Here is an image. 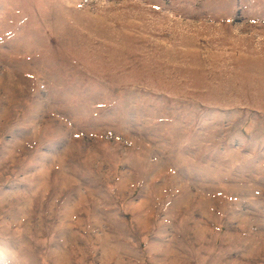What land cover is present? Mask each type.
<instances>
[{
	"label": "rangeland",
	"instance_id": "374dc122",
	"mask_svg": "<svg viewBox=\"0 0 264 264\" xmlns=\"http://www.w3.org/2000/svg\"><path fill=\"white\" fill-rule=\"evenodd\" d=\"M0 264H264V0H0Z\"/></svg>",
	"mask_w": 264,
	"mask_h": 264
}]
</instances>
